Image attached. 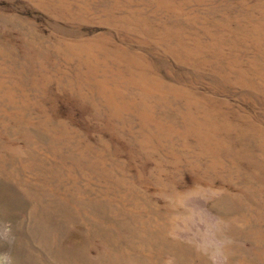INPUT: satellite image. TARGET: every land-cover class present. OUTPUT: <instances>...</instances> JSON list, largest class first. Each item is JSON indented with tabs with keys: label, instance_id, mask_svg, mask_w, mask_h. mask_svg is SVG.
<instances>
[{
	"label": "rangeland",
	"instance_id": "374dc122",
	"mask_svg": "<svg viewBox=\"0 0 264 264\" xmlns=\"http://www.w3.org/2000/svg\"><path fill=\"white\" fill-rule=\"evenodd\" d=\"M172 246L264 264V0H0V264Z\"/></svg>",
	"mask_w": 264,
	"mask_h": 264
},
{
	"label": "bare ground",
	"instance_id": "6f19581e",
	"mask_svg": "<svg viewBox=\"0 0 264 264\" xmlns=\"http://www.w3.org/2000/svg\"><path fill=\"white\" fill-rule=\"evenodd\" d=\"M182 252L183 251L178 246H175V247L172 246V248L169 247L167 249V253L174 255L175 263L178 262V264H190V260H188L189 257L185 253H182Z\"/></svg>",
	"mask_w": 264,
	"mask_h": 264
}]
</instances>
